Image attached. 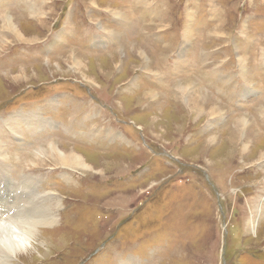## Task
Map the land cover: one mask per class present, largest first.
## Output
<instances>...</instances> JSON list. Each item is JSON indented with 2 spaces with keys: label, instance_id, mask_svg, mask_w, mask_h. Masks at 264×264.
Returning <instances> with one entry per match:
<instances>
[{
  "label": "rangeland",
  "instance_id": "rangeland-1",
  "mask_svg": "<svg viewBox=\"0 0 264 264\" xmlns=\"http://www.w3.org/2000/svg\"><path fill=\"white\" fill-rule=\"evenodd\" d=\"M25 215L0 264H264V0H0V223Z\"/></svg>",
  "mask_w": 264,
  "mask_h": 264
},
{
  "label": "bare ground",
  "instance_id": "bare-ground-1",
  "mask_svg": "<svg viewBox=\"0 0 264 264\" xmlns=\"http://www.w3.org/2000/svg\"><path fill=\"white\" fill-rule=\"evenodd\" d=\"M2 22L5 23V26L3 28H5V30H7L8 32L14 30V31L17 32V35H20L21 34L18 31L17 23L14 22V15H12V13L10 15L4 16V19H2ZM27 42H29V41H27ZM31 43H33V42H31ZM139 52H140V50H139ZM72 54H73L72 64H74L76 66L75 67L76 69H79L80 66L83 65V63H82L83 61L82 60H79L80 58H77V55L75 53H72ZM140 55H142V53H140ZM141 59H143V58H141ZM242 67H243V65H242ZM179 87L181 88L180 90L185 91L187 93L188 98L185 99V100L190 101V99L193 98L192 93H193L194 89H192L191 91H188L187 92L186 89L183 86L180 85ZM156 95H157L156 93L155 94H151V95H149L148 98H150L152 100H155L156 99L155 98ZM194 96H195V94H194ZM197 97L201 101L205 99L204 94L203 95H197ZM208 97H210V96H208ZM190 103L193 106L195 105L194 102H191L190 101ZM187 107L188 108H191V106H187ZM215 107L217 108V106H215ZM201 108L202 107H199V109H198V107H193V109H198V110H200ZM212 110L213 109H211L210 111H212ZM247 121L248 120L246 119V117L245 118H238L237 119V122L244 123L243 125H245V123L248 124ZM247 124H246V126H247ZM235 127H236V125H235ZM243 127H245V126H243ZM51 145H52V143H51ZM43 151H44V154H48V152H50V154L48 155V158L49 159L51 158L50 157V155H51L53 158L59 159V161H61V162H69V163H72V164H78V165L79 164H83V165H86V163H84V162L82 163V160L83 159H82L81 155H79V154H77L75 152H70V151L66 152L62 148H59V145L57 143L56 144H53L50 147L49 150H45L44 149ZM51 151H54V152H51ZM89 169H90V167H89ZM27 217L28 216L25 215L24 216V220H21V222L18 221V220H16V219H14L15 221L13 223H8L7 221H4V222H6L5 223L6 225L4 223H0V252H1L0 254L3 257V261L0 260V263H4V260H8L7 258H10L11 259L12 257L17 256V253H20V252L25 253V255L31 254V253H29V251L31 249H35L36 248L37 237L40 236L41 234L39 232H37L36 225H35L34 222H32V221L26 222ZM50 217L51 216H49V220L52 219ZM19 218H21V217H19ZM251 221H253V220H251ZM51 231H52V229H51Z\"/></svg>",
  "mask_w": 264,
  "mask_h": 264
}]
</instances>
